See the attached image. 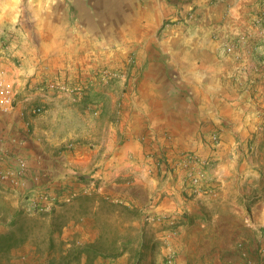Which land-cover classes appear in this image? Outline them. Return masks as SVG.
Instances as JSON below:
<instances>
[{
  "label": "crops",
  "instance_id": "1",
  "mask_svg": "<svg viewBox=\"0 0 264 264\" xmlns=\"http://www.w3.org/2000/svg\"><path fill=\"white\" fill-rule=\"evenodd\" d=\"M95 2L75 7L74 19L59 7L53 41L42 42L52 46V67L84 64L94 46L103 58L115 38L135 51L140 80L110 133L73 151H61L60 138L53 137L61 128L58 117L49 119L55 107L33 116L30 128L21 111L31 101L0 108V175L25 172L17 184L0 178V188L79 194L62 231L51 230L44 242L28 238L0 255V264H169L170 258L174 264H264V117L257 114L264 108L257 99L264 88L257 85L253 97L256 89L228 82L234 71L222 51L229 34L247 28L264 0ZM22 58L19 66L0 59V87L11 96L21 91L50 102L37 86L50 75L37 71L32 57ZM189 150L208 159L210 182L198 194L188 191V175L177 167ZM110 202L120 208L115 218L126 222L115 248L105 250L99 247L104 232L98 220L108 219ZM63 206L48 216H58ZM157 214L176 218H150Z\"/></svg>",
  "mask_w": 264,
  "mask_h": 264
},
{
  "label": "rangeland",
  "instance_id": "2",
  "mask_svg": "<svg viewBox=\"0 0 264 264\" xmlns=\"http://www.w3.org/2000/svg\"><path fill=\"white\" fill-rule=\"evenodd\" d=\"M97 5L95 0H0V59L19 66L22 57H32L37 71H46L50 75L49 80L44 78L40 83L37 82V86L43 88V92H47V96L52 98L50 102L37 99L33 101L29 98L32 93L25 96V93L19 91L12 96L13 104L23 100L27 103L31 101L30 105L44 106V112L37 116L55 107L50 112L49 119L56 116L61 121L60 131L52 134L53 137L60 138L61 151H73L76 146L85 144L94 146L100 141L102 134L110 133L113 123L116 125L122 104L132 97L140 80L141 63L135 51L131 46L117 43L115 38H110L108 46L104 45L108 54L104 52L103 58L95 53L100 50V46H94L92 59L84 61V64L79 62L78 66L74 67L75 65L66 61L62 66L52 67L48 60V57L52 56L47 57L52 52V46L45 48L42 42L53 41L51 32L53 22L59 19V7H66L67 12L61 13L66 15L65 18L74 19L75 7ZM176 21L178 20L170 19L167 23ZM105 48L103 47V51ZM222 51L228 57V69L234 71V74L226 76L228 82L227 78H230L231 82L242 87L249 85L250 89L255 90L257 85L262 84L264 88V7L254 12L247 28L229 34L227 41L222 44ZM32 91H37V87H33ZM258 91L256 89L251 95L255 97ZM43 98L47 97H40ZM257 99L264 101V92H259ZM53 102L56 104H52ZM103 102L109 103L108 109ZM262 109L263 111H258L257 114L264 117V108ZM0 190V233L16 231L27 239L36 237L43 242L51 230L62 231L69 220L67 217L74 212L73 206L70 207L69 204L79 195L71 201L63 202L65 206L58 212V216L49 217V213L41 214L34 209L27 210V199L32 194L21 193L15 189ZM87 192L89 191L84 193ZM82 201L86 203L90 200ZM110 203L105 205L104 209L108 219L103 216L98 220L104 232L99 247L105 250L115 248L116 233L126 222V219L120 221L115 218V213L120 210L118 203ZM81 208L85 209V206L82 205ZM82 212L86 213L84 210ZM126 216L130 217L131 213L125 212L124 217ZM130 230L132 228L126 226L125 231L129 233ZM59 244L57 241L56 245Z\"/></svg>",
  "mask_w": 264,
  "mask_h": 264
},
{
  "label": "built area",
  "instance_id": "3",
  "mask_svg": "<svg viewBox=\"0 0 264 264\" xmlns=\"http://www.w3.org/2000/svg\"><path fill=\"white\" fill-rule=\"evenodd\" d=\"M14 107L13 99L9 91L5 87H0V108L9 110ZM45 107L42 105H30L28 104L21 111V116L25 120L26 126L31 127L32 117L40 115L44 112ZM214 141H219V135L214 133ZM74 146L73 144L71 145ZM208 159L200 156L196 151L189 150L180 155L177 161V167L185 170L188 175V191L192 194H198L202 192L205 186H208L210 179L207 174ZM24 169H19L15 173H2L0 178L11 179L16 183L24 179ZM86 192V191H85ZM78 195V191L71 192L64 195L55 191H49L47 189H41L37 195L29 196L27 199V210H35L41 213H51L59 203L71 201L72 198ZM155 220H165L170 223L175 221V216L168 214L150 215V218ZM169 264H174L173 259L170 258ZM112 264V263H106Z\"/></svg>",
  "mask_w": 264,
  "mask_h": 264
},
{
  "label": "trees",
  "instance_id": "4",
  "mask_svg": "<svg viewBox=\"0 0 264 264\" xmlns=\"http://www.w3.org/2000/svg\"><path fill=\"white\" fill-rule=\"evenodd\" d=\"M26 240L25 235L16 231L0 233V255L9 253L12 249L24 244Z\"/></svg>",
  "mask_w": 264,
  "mask_h": 264
}]
</instances>
